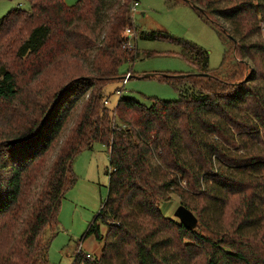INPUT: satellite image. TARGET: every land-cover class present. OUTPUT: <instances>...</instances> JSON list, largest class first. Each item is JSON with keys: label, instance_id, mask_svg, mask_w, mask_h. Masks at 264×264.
I'll return each instance as SVG.
<instances>
[{"label": "trees", "instance_id": "trees-1", "mask_svg": "<svg viewBox=\"0 0 264 264\" xmlns=\"http://www.w3.org/2000/svg\"><path fill=\"white\" fill-rule=\"evenodd\" d=\"M27 1L0 16V264H47L43 233L55 234L73 159L95 142L108 152L107 195L82 237L102 244L71 264H264V0H172L230 52L213 73L202 49L175 38L203 61L195 73L161 75L185 86L179 97L148 106L119 97L112 108L104 86L137 55L124 34L135 0ZM8 53L31 69L16 73ZM59 71L70 77L50 92ZM172 195L197 218L193 229L161 212Z\"/></svg>", "mask_w": 264, "mask_h": 264}, {"label": "rangeland", "instance_id": "rangeland-1", "mask_svg": "<svg viewBox=\"0 0 264 264\" xmlns=\"http://www.w3.org/2000/svg\"><path fill=\"white\" fill-rule=\"evenodd\" d=\"M76 1L63 0L67 6L73 5ZM16 7L26 10L29 8V3L27 0H0V16ZM132 25L135 35L130 38V44L135 46L137 55L133 61L122 63L118 69L120 77L129 72L131 78L125 80L124 84L121 78L104 86L103 91L109 108L115 105L119 97L132 98L145 106L152 103V98L174 100L179 97L180 91L185 86L178 89L161 75L195 73L203 69L201 66L203 61L200 56L197 64L194 52L185 49L174 40L175 38L202 49L207 57V68L213 73L217 72L226 47L230 52V45L224 41L219 32L182 1L173 4L172 0H138V5L132 12ZM152 31L166 34L168 37L148 39L143 36V33ZM21 36L24 38L25 33H21ZM4 59L13 64L16 73L18 70L21 72L30 68L24 61H21L20 67H17L19 60L10 53L5 54ZM76 74L79 73H73ZM144 74H152V76L140 77ZM27 76L28 73L22 83L30 84ZM44 76H40L37 81L47 83L49 79L46 80ZM58 76L60 80L56 84L48 85L50 92L70 77L68 73L61 74L60 71ZM86 98L87 94L77 101L65 129L69 130L72 127ZM109 169L107 148L99 142H95L91 149L82 150L74 157L72 171L76 181L61 200L56 232L51 235L47 228L43 233V239L48 235L51 237L47 264H71L78 249L89 255L97 256L100 253L102 243L96 240L93 234L85 238L82 236L97 216L100 205L106 198ZM178 205V198L172 195L169 200L160 204V210L164 215L174 217V210ZM96 223L100 233L104 234L106 225L100 219H96Z\"/></svg>", "mask_w": 264, "mask_h": 264}, {"label": "water", "instance_id": "water-1", "mask_svg": "<svg viewBox=\"0 0 264 264\" xmlns=\"http://www.w3.org/2000/svg\"><path fill=\"white\" fill-rule=\"evenodd\" d=\"M151 76L152 74H144L140 77ZM174 217L177 218L187 229H193L197 225V218L195 215L181 204H179L174 210Z\"/></svg>", "mask_w": 264, "mask_h": 264}, {"label": "built area", "instance_id": "built-area-1", "mask_svg": "<svg viewBox=\"0 0 264 264\" xmlns=\"http://www.w3.org/2000/svg\"><path fill=\"white\" fill-rule=\"evenodd\" d=\"M138 5V1L137 0H135L133 3H132V6H131V8H132V12L134 11V9H135V7ZM124 34H126V35H129V36H131L132 37V35H134V32L131 30V28H125L124 29ZM127 44V46H131V44H130V40L126 43ZM128 76H129V72H127L123 77H122V80H123V84H124V82H125V80H127L128 79ZM105 103H106V101H104ZM89 254L87 253V256H88Z\"/></svg>", "mask_w": 264, "mask_h": 264}]
</instances>
